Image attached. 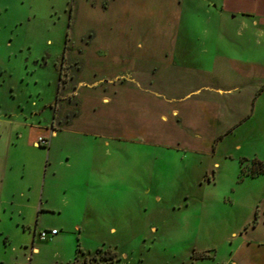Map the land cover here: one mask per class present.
Wrapping results in <instances>:
<instances>
[{"label":"rangeland","instance_id":"rangeland-1","mask_svg":"<svg viewBox=\"0 0 264 264\" xmlns=\"http://www.w3.org/2000/svg\"><path fill=\"white\" fill-rule=\"evenodd\" d=\"M182 52L197 69L216 58L244 68L222 62L194 76L187 64L177 75ZM151 69L147 85L158 93L160 71L170 91L213 90L184 104L195 116L171 122L163 141L135 123L141 99H129L116 75ZM135 81L145 88L141 74ZM113 82L123 91L116 107L132 121L113 119L117 137L100 133L112 119L95 116L94 126L88 111L52 138L56 102L71 120L90 108L75 96L80 83L100 87V102ZM211 102L220 107L213 123ZM9 123L24 137L40 131L42 150L23 147L28 159L45 158L31 202L10 198L14 187L1 181L17 135ZM22 164L10 179L24 190ZM0 264H264V0H0Z\"/></svg>","mask_w":264,"mask_h":264},{"label":"crops","instance_id":"crops-1","mask_svg":"<svg viewBox=\"0 0 264 264\" xmlns=\"http://www.w3.org/2000/svg\"><path fill=\"white\" fill-rule=\"evenodd\" d=\"M237 15L242 13L245 14V12L243 10H238ZM256 22V21H255ZM81 48H83V45L79 46ZM178 47V46H177ZM181 47V45H180ZM179 48V47H178ZM182 48V47H181ZM101 52H99L100 54ZM182 57L179 58V62H181V66H177V75L179 73H182L184 71H186V69L188 70V75H197V76H209L211 75V73H214L216 71V65L217 64H222V62L226 63V65H228V69L227 71H231V70H235V71H243V68L241 66V62L235 60V59H224L223 61H221L220 59L216 58V59H212L209 61V63H211V65L213 66L211 69H206V68H202V67H195L194 63L190 61V57L189 55H185V52H182ZM66 54V52H65ZM84 54V53H83ZM102 54V53H101ZM84 57V55H83ZM191 65L186 67V69L184 68V65ZM224 66V65H223ZM220 69V68H219ZM152 71L149 70H145V71H139V72H133V71H128V74H116L119 77L117 78V80L120 79H126L127 82L121 84L122 87H125L123 89V91H127V97L129 99H131V96L134 100V98L136 96L139 97L140 103H141V107L139 108H135V110H138L140 112V119H134L138 125H141V130L144 131V133L152 135L154 137H159L158 135H160L159 140L163 141L162 136L164 135L165 137H167L168 135V129L173 128V126H171V122H173V125H176L177 123H181L182 125L185 123V119H187V117L190 119L192 117L195 116L194 108H192V111H189L188 113L186 112V110H184L183 106L184 104L188 103L189 101H191L195 96L197 95H201L203 91H213L212 88H207L208 90H203V87L198 88L196 90L190 91V92H185L181 94L179 93V91L177 89V85L173 86V89L170 91L168 89V84L165 83V81L163 80L164 75L162 74V72L160 71L159 74V84L162 86L163 88H159L160 92L162 93V95L165 97V108H163L161 101H159V99L155 98V95H161L157 92L158 89L153 88V84L147 85L149 83L150 80L153 79V69H151ZM171 71L170 67H167L166 65V71ZM225 71V67L223 69ZM142 75V79H144L145 81L149 80L146 82L145 88H140L137 87L136 85H134L136 83V75ZM115 76V75H114ZM139 77V76H137ZM116 81V80H115ZM133 81L135 83H133ZM83 84V85H82ZM112 87H111V93H109L110 95L107 96L106 92H104V90L100 91V95H101V100L100 102H98V98H96L97 92L99 91V88L93 89L90 92L89 89L91 88H87L85 87L83 89V87L85 86L84 83H80L78 85V88L75 89V96L79 97V102H81L79 105H83L85 106V104H90V108L88 110H84L82 112V114H78V112L74 115L73 119L71 120H63L64 117H67V113L66 112H70L71 108H68L64 111V113H61L60 111V107H59V112L56 110V106H57V102L55 104V107H51V109L53 110V117L51 122L49 121L47 126H46V130L47 132L50 133L52 132V138L57 137L58 136V130L56 129V125L59 127V129H63L64 127H69L72 126L76 123H81L83 119L86 118V114L88 111H90L91 113V117L95 119V116H102L112 119L110 121V123L112 122V124L106 125L104 126L102 129V131L100 133H103L104 135H111V137H117L118 134L116 133V127L115 126V122L113 121V119H116L117 124L118 122L122 121L125 124L130 125V123H132L131 121V114L130 112L127 113H120L119 112V107H116L117 101H119V97L121 92V88L120 84L113 82L112 83ZM103 89V88H102ZM78 90H80L79 92H77ZM217 91L219 94L223 93V95H232L235 91H239V89L233 88V89H229V90H221V89H217L215 90ZM85 93H89L88 95L91 97H84ZM227 93V94H225ZM107 96V97H105ZM67 97V96H64ZM138 99V98H137ZM59 100V99H58ZM99 103V104H98ZM160 103V104H159ZM169 104V110L167 109V105ZM211 104L213 105L212 108H209L208 111V115H207V121H210L211 123L217 121L220 118L219 115V108L217 107V103H213L211 102ZM231 105V103H230ZM101 108H100V107ZM219 106V105H218ZM71 107V106H69ZM166 109V110H165ZM134 110V111H135ZM189 110V109H188ZM116 112H118L116 114ZM44 113V111L40 112V114ZM115 115H117V117L115 118ZM138 120V121H137ZM206 120V119H205ZM94 122L92 124H94V126H96V119L93 120ZM207 123V122H205ZM10 126L12 127V130L15 129V132L17 133L16 137H11L9 138V142H8V152L6 157L4 158V161L7 165V167L9 166V169L11 171H9L10 173H3L1 176V181L5 184V179H6V183H9L10 186H13V193H12V197L15 199V197L17 195L20 196V198H24L27 197V202H31L32 201V194H37L38 191V179L36 178V181L34 182V177H33V171L34 168L38 167L40 168V171L43 170L44 167V160L45 158L41 157L40 152L38 153V157L40 158V162H37L33 160V158L28 159V153L25 152V149L23 147H27L28 150H42L43 147H40L39 145H37V140L40 137V131L38 129H35L36 127H31L30 131H29V135L28 137H24V135H20L18 132V126L12 123H9ZM51 124V125H50ZM50 125V126H49ZM208 126V125H207ZM210 126V125H209ZM208 126V127H209ZM111 127V129L109 128ZM96 128V127H95ZM34 130L36 131V134H34ZM165 133V134H164ZM176 139L182 141L185 140L183 137H181V139L179 137H177ZM50 144H51V139H50ZM50 147V145H49ZM19 150H22V153L24 154L19 155ZM25 159L32 161L34 163H27L25 162ZM23 162L22 166L24 168H29L28 173V188L23 190V185H13L15 182L10 179L11 177L15 176L13 175V171L15 169L16 166L20 165ZM37 165V166H36ZM45 166L47 167L48 164L45 161ZM10 176V177H9ZM14 178V177H13ZM34 185H35V191H34ZM4 187V185H3ZM24 192H27V194L24 195ZM30 193V194H29ZM27 195V196H26ZM37 198V196H35ZM3 202H6V200H3ZM14 204V203H12ZM20 204V203H18ZM37 248H34V251H37Z\"/></svg>","mask_w":264,"mask_h":264},{"label":"built area","instance_id":"built-area-1","mask_svg":"<svg viewBox=\"0 0 264 264\" xmlns=\"http://www.w3.org/2000/svg\"><path fill=\"white\" fill-rule=\"evenodd\" d=\"M39 143L40 144H43V145H48L49 143H48V141L46 140V139H44V138H40L39 139ZM58 234V231L57 230H52V231H50V232H48V231H43V232H41L40 233V239L41 240H46L49 236H55V235H57Z\"/></svg>","mask_w":264,"mask_h":264},{"label":"trees","instance_id":"trees-1","mask_svg":"<svg viewBox=\"0 0 264 264\" xmlns=\"http://www.w3.org/2000/svg\"><path fill=\"white\" fill-rule=\"evenodd\" d=\"M58 99H59V97H58Z\"/></svg>","mask_w":264,"mask_h":264}]
</instances>
